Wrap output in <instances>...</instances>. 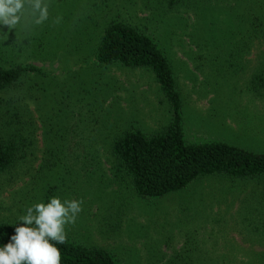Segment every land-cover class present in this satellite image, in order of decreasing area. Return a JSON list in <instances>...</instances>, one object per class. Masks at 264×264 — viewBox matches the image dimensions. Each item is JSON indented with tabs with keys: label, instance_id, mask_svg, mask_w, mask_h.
<instances>
[{
	"label": "rangeland",
	"instance_id": "374dc122",
	"mask_svg": "<svg viewBox=\"0 0 264 264\" xmlns=\"http://www.w3.org/2000/svg\"><path fill=\"white\" fill-rule=\"evenodd\" d=\"M44 2L45 21L35 23L28 9L19 22L35 56L47 62H34L44 75L24 92L23 118L37 126L24 128L30 145L0 175V222H20L28 207L58 196L82 201L66 239L105 248L122 264L233 263L264 252V233L253 230L264 226L257 181L210 176L161 199L132 194L109 147L126 130L151 135L166 128L169 106L148 70L103 68L90 56L95 30L110 21L151 35L167 51L182 93L185 139L264 154V96L247 93L258 66L234 55L237 34L264 17V0Z\"/></svg>",
	"mask_w": 264,
	"mask_h": 264
},
{
	"label": "trees",
	"instance_id": "16d2710c",
	"mask_svg": "<svg viewBox=\"0 0 264 264\" xmlns=\"http://www.w3.org/2000/svg\"><path fill=\"white\" fill-rule=\"evenodd\" d=\"M26 8L28 10L27 5ZM94 36L95 47L90 56L95 66L119 65L148 70L169 106L170 121L166 128L151 135L129 129L117 135L109 147L117 170L123 174V180L136 198L147 201L161 199L184 190L201 178L221 176L238 181H257L263 190L259 189L254 194L260 195L258 202L264 203V154L222 142L193 143L185 139L182 93L167 51L162 50L151 35L147 36L124 22L110 21L100 32L96 29ZM237 36L234 55L243 54L250 64L258 66L257 71L254 69L257 73L251 77L247 93L252 97L264 96V17L252 18L246 33ZM32 46L29 34L24 35L19 23L11 28L0 25V175L14 168L30 145L32 134L28 133L30 138L23 137L24 128L33 127L35 132L37 126V120L28 123L23 118L24 113H29V107L25 110L24 106V92H33L35 85L29 84L39 75H44V69L34 62L47 61L38 59L39 56L31 50ZM256 79L262 81V89H259ZM3 129L11 132L5 136ZM89 155L95 159L94 154ZM261 215L259 221L264 220V210ZM21 223L0 222V247L9 242L14 228ZM259 229L264 233V226H253L255 232L258 233ZM56 246L61 251V264H122L105 248L67 239L64 244ZM245 256L247 259L233 263L229 259H216L209 263L264 264V252Z\"/></svg>",
	"mask_w": 264,
	"mask_h": 264
},
{
	"label": "clouds",
	"instance_id": "9594fccd",
	"mask_svg": "<svg viewBox=\"0 0 264 264\" xmlns=\"http://www.w3.org/2000/svg\"><path fill=\"white\" fill-rule=\"evenodd\" d=\"M26 5L40 24L48 18L44 0H0V25L15 27L24 16ZM38 13V16H37ZM82 201L63 202L53 196L47 203L39 202L19 217L8 243L0 247V264H61V251L56 246L66 241L67 224L75 223L82 211Z\"/></svg>",
	"mask_w": 264,
	"mask_h": 264
}]
</instances>
